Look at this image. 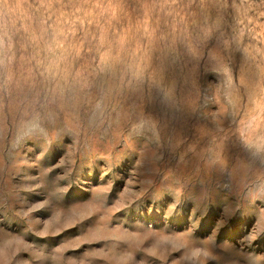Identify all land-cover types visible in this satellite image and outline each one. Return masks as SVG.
<instances>
[{
  "label": "rangeland",
  "instance_id": "rangeland-1",
  "mask_svg": "<svg viewBox=\"0 0 264 264\" xmlns=\"http://www.w3.org/2000/svg\"><path fill=\"white\" fill-rule=\"evenodd\" d=\"M0 264H264V0L0 5Z\"/></svg>",
  "mask_w": 264,
  "mask_h": 264
},
{
  "label": "clouds",
  "instance_id": "clouds-1",
  "mask_svg": "<svg viewBox=\"0 0 264 264\" xmlns=\"http://www.w3.org/2000/svg\"><path fill=\"white\" fill-rule=\"evenodd\" d=\"M7 2V0H0V5H4Z\"/></svg>",
  "mask_w": 264,
  "mask_h": 264
}]
</instances>
